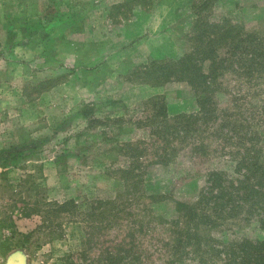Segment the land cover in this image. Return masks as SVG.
Returning <instances> with one entry per match:
<instances>
[{
    "label": "rangeland",
    "instance_id": "374dc122",
    "mask_svg": "<svg viewBox=\"0 0 264 264\" xmlns=\"http://www.w3.org/2000/svg\"><path fill=\"white\" fill-rule=\"evenodd\" d=\"M151 1L0 0V242L8 246L0 264L15 257L23 264H97L92 259L126 229H107L109 214L97 219L107 205L96 215L92 208L124 193L120 177L132 159L127 144L150 141L148 101L163 96L169 116L200 110L189 83L172 78L154 85L132 76L191 48L184 38L195 17L191 0ZM113 4L132 9L122 14L113 6L111 12ZM212 15L264 34V0H217ZM220 81V109L233 111L237 103L263 129L264 92L257 90L264 84L254 85L261 80L248 83L228 72ZM209 142L206 156L184 149L167 167L147 168L148 188H142L192 200L209 170L239 177L240 156L231 153L236 142ZM173 207L166 199L155 210L171 218ZM217 235L264 239V229L252 220ZM153 254L145 264H166L163 253Z\"/></svg>",
    "mask_w": 264,
    "mask_h": 264
},
{
    "label": "trees",
    "instance_id": "16d2710c",
    "mask_svg": "<svg viewBox=\"0 0 264 264\" xmlns=\"http://www.w3.org/2000/svg\"><path fill=\"white\" fill-rule=\"evenodd\" d=\"M136 1L146 5V0ZM216 2L191 0L195 17L189 32L184 34L191 42L189 51L177 58L152 61L132 72V76L137 78L140 74L143 81L154 85L172 78L189 83L200 110L169 116L163 96L148 101L153 113L145 124L152 127L149 140L153 142L143 146L127 144V155L132 159L120 177L125 185L124 193L117 194L113 200L98 201V206L92 208L91 215H96L98 208L107 205V210L98 213L97 219L109 214L110 218L104 220L107 229L125 228V236L104 248L97 259H92L93 263L145 264L156 252L163 253L166 264H184L187 260L198 264H264V239L226 240L217 235L231 225L248 224L252 220H257L264 229V127L258 128L254 116L241 111L237 103H234L236 109L229 111L220 109L215 100L222 85L220 80L228 72L246 78L248 83L254 78L261 80L255 86L264 84V34L247 30L229 18L214 19L212 11ZM152 4L150 0L148 5ZM126 5L113 4L109 10L119 7L122 14H127L126 9L132 8ZM257 92H264V87ZM82 113L88 118L91 110L85 106ZM212 137L217 142H236V151L231 153L240 156L234 166L239 177H231L223 169L209 170L205 185L192 200L175 199L170 193L142 188H148L147 168L167 167L184 149L194 157L206 156L211 150ZM149 152L155 158L147 159ZM166 199L174 202L171 218L155 210V205ZM158 228L160 233H156ZM7 250V243L0 242V252Z\"/></svg>",
    "mask_w": 264,
    "mask_h": 264
},
{
    "label": "water",
    "instance_id": "95a60500",
    "mask_svg": "<svg viewBox=\"0 0 264 264\" xmlns=\"http://www.w3.org/2000/svg\"><path fill=\"white\" fill-rule=\"evenodd\" d=\"M7 264H23V262H22L21 258L15 257Z\"/></svg>",
    "mask_w": 264,
    "mask_h": 264
}]
</instances>
